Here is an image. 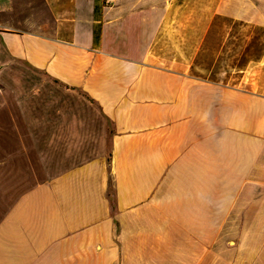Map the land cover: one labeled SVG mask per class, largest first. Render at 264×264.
Instances as JSON below:
<instances>
[{
	"label": "crops",
	"instance_id": "obj_1",
	"mask_svg": "<svg viewBox=\"0 0 264 264\" xmlns=\"http://www.w3.org/2000/svg\"><path fill=\"white\" fill-rule=\"evenodd\" d=\"M0 66V264H264V0H0Z\"/></svg>",
	"mask_w": 264,
	"mask_h": 264
},
{
	"label": "rangeland",
	"instance_id": "obj_2",
	"mask_svg": "<svg viewBox=\"0 0 264 264\" xmlns=\"http://www.w3.org/2000/svg\"><path fill=\"white\" fill-rule=\"evenodd\" d=\"M1 66H2V64H1ZM1 66H0V68H1ZM110 184V183H109ZM108 192H109V194H111L112 193V190H111V187L109 186V188H108Z\"/></svg>",
	"mask_w": 264,
	"mask_h": 264
}]
</instances>
